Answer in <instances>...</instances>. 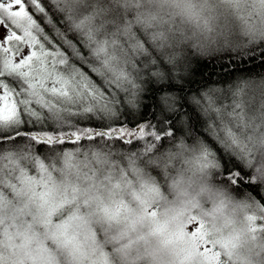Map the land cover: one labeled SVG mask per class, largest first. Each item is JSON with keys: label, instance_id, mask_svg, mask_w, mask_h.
<instances>
[{"label": "snow or ice", "instance_id": "6c2138e0", "mask_svg": "<svg viewBox=\"0 0 264 264\" xmlns=\"http://www.w3.org/2000/svg\"><path fill=\"white\" fill-rule=\"evenodd\" d=\"M257 49L264 0H0V264H264V77L191 87Z\"/></svg>", "mask_w": 264, "mask_h": 264}, {"label": "trees", "instance_id": "16d2710c", "mask_svg": "<svg viewBox=\"0 0 264 264\" xmlns=\"http://www.w3.org/2000/svg\"><path fill=\"white\" fill-rule=\"evenodd\" d=\"M259 49L249 55L255 56V59H243L235 54L229 57L228 54L220 53L214 60H210L207 57L197 58L195 54L192 56L191 67L193 69L192 89L199 88L204 84H212L216 87L228 88L232 83L235 82L236 78H251L259 80L264 77V58L260 57ZM224 103H230V100H225ZM184 111H187L185 107ZM177 127H181L179 124ZM180 131L177 132V136H181ZM68 150H71L72 145L65 146ZM83 147H87V142L84 143ZM131 146L116 145L115 150L128 151ZM133 151L137 150L132 148Z\"/></svg>", "mask_w": 264, "mask_h": 264}]
</instances>
